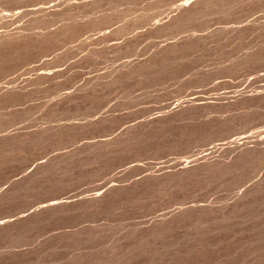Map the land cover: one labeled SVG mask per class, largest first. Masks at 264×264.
Listing matches in <instances>:
<instances>
[{"label":"rangeland","instance_id":"374dc122","mask_svg":"<svg viewBox=\"0 0 264 264\" xmlns=\"http://www.w3.org/2000/svg\"><path fill=\"white\" fill-rule=\"evenodd\" d=\"M0 264H264V0H0Z\"/></svg>","mask_w":264,"mask_h":264}]
</instances>
